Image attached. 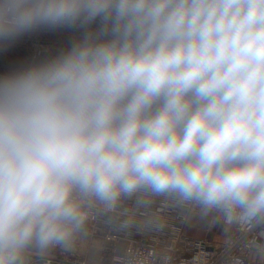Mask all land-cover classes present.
Returning <instances> with one entry per match:
<instances>
[{
	"label": "clouds",
	"instance_id": "clouds-1",
	"mask_svg": "<svg viewBox=\"0 0 264 264\" xmlns=\"http://www.w3.org/2000/svg\"><path fill=\"white\" fill-rule=\"evenodd\" d=\"M60 30L67 46L0 73V264L157 199L264 264V0H0V52Z\"/></svg>",
	"mask_w": 264,
	"mask_h": 264
},
{
	"label": "built area",
	"instance_id": "built-area-1",
	"mask_svg": "<svg viewBox=\"0 0 264 264\" xmlns=\"http://www.w3.org/2000/svg\"><path fill=\"white\" fill-rule=\"evenodd\" d=\"M73 35L66 30L40 32L23 37L15 45L23 47L19 55L23 62L67 46ZM9 69L0 57V73ZM124 207L133 209V202H126ZM136 215L137 224L127 229H121L110 217L95 222L88 238L100 240L98 264H184L195 254L203 257V264H229L234 255L242 256L244 264H258L243 248L245 237L240 234L217 240L213 237L217 226L210 224L205 235L192 236L188 230L190 218L195 214L170 201L157 199L150 207L139 209ZM153 217L160 220L144 223L146 218ZM33 264L92 263L85 254L74 249L54 250L43 260L34 258Z\"/></svg>",
	"mask_w": 264,
	"mask_h": 264
},
{
	"label": "rangeland",
	"instance_id": "rangeland-1",
	"mask_svg": "<svg viewBox=\"0 0 264 264\" xmlns=\"http://www.w3.org/2000/svg\"><path fill=\"white\" fill-rule=\"evenodd\" d=\"M23 47L22 46H17V45H13L12 47H10L7 51H2L0 52V57L4 63V65L7 67V68H11V67H14L16 66L17 64H19L21 62L20 60V53H21V49ZM190 226H193V228L189 229V233L192 235V236H196V237H199L200 235H202V232L199 231V230H195L194 227H197V228H200V229H203L204 231L207 230V228L210 226V224H205L203 221H201L196 215H192L191 219H190ZM224 237H226L224 235ZM222 239V237L220 238ZM83 242V241H82ZM87 240H84L83 243L81 244H78L76 246L75 249H77L82 255H84V252L86 251V246H87ZM97 254L95 253V258L99 259V252L100 250L98 249L97 250ZM105 264H108V263H105Z\"/></svg>",
	"mask_w": 264,
	"mask_h": 264
},
{
	"label": "crops",
	"instance_id": "crops-1",
	"mask_svg": "<svg viewBox=\"0 0 264 264\" xmlns=\"http://www.w3.org/2000/svg\"><path fill=\"white\" fill-rule=\"evenodd\" d=\"M191 228H193V226L189 225V229H191ZM194 228H195L194 231L199 230L202 232V235L206 234V230L204 231L203 229H200L197 227H194ZM215 230L217 232L215 234H213V237H215L217 240H224L225 238H224V234L222 233L223 232L222 229L219 226H217V228ZM219 231H220V233L218 234ZM221 237H222V239H220ZM86 240H87V242H86L87 246H86V251L84 252V254L88 257V259L90 260V262L92 264H98V261L94 256H95V253L97 254V252H98L97 250L99 249L100 240L99 239H90V238H87ZM83 242H80V244Z\"/></svg>",
	"mask_w": 264,
	"mask_h": 264
}]
</instances>
